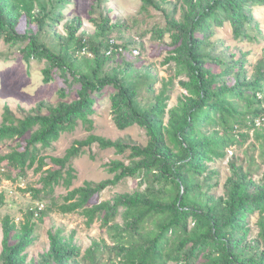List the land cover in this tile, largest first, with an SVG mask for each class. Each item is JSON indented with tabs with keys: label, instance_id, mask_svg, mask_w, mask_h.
Listing matches in <instances>:
<instances>
[{
	"label": "trees",
	"instance_id": "trees-1",
	"mask_svg": "<svg viewBox=\"0 0 264 264\" xmlns=\"http://www.w3.org/2000/svg\"><path fill=\"white\" fill-rule=\"evenodd\" d=\"M37 1L44 10L45 5L40 0H0V38L9 33L8 39H14L15 34L10 32L14 31L22 14L32 16ZM142 1L159 8L154 0ZM184 3L188 7L184 21L168 22L167 29L174 42L171 58H176L178 70L187 76V81L181 83L187 94L170 110L167 125L164 115L169 83L144 107L137 103L132 85H127L118 74H107L101 69L103 55H121L129 48L127 44H120L121 52L107 55L110 38L96 45L79 39L78 47H86L93 54L90 69L79 72L66 65L64 56L53 53L35 39L29 43L23 56L40 55L52 68L65 67L80 88L78 99L59 102L44 114L16 119L9 107H4L0 143L18 141L1 160H6L20 175L30 168L40 173L41 186H28L22 191L30 193L33 200L50 205L27 209L19 222L9 215L1 219L3 264H24V252L34 240L32 234L37 222H44L52 210L62 214L79 211L87 218V226L96 218L102 225L108 224L122 214L121 235L115 245L118 261L113 263L110 259L105 264H194L200 258L206 264H264V186L250 192L243 188L241 179H237L226 198L215 197L211 192L216 183L210 180L216 171L208 165L223 159L227 148L233 142H242L247 135L245 132L233 135L234 131L262 125L264 108L259 92L264 89V71L258 70L257 77L250 81H240L236 74L235 82L227 85L220 84L219 80L227 70L215 73L206 65L214 61L206 52L208 32L226 21L235 37H243L242 28L251 20V7L264 0H184ZM24 51L22 49V53ZM44 72L45 82L54 79V70L49 68ZM108 86L114 89L110 103L116 127H142L148 137L145 145L128 140L113 141L92 133L94 95ZM61 94L65 96L64 91ZM79 124L88 133L85 138L74 139L61 156L41 154L62 133L73 132ZM93 147L114 149L117 154L128 153L129 163L112 160L105 166L109 173H114L113 180L84 181L81 186L69 189L77 176L74 160L83 154L94 160ZM126 177L137 178L139 185L145 187L120 195L114 203L98 201L104 188ZM57 186L67 190L62 203L52 199ZM254 213L258 214L259 231L254 244L245 247L249 232L246 218ZM61 233V229H48L50 248L44 257L45 264H67L80 255V247L74 243V231L67 238ZM104 246V242L102 245L93 241L85 250L89 264L99 263L96 255L104 251Z\"/></svg>",
	"mask_w": 264,
	"mask_h": 264
},
{
	"label": "rangeland",
	"instance_id": "rangeland-1",
	"mask_svg": "<svg viewBox=\"0 0 264 264\" xmlns=\"http://www.w3.org/2000/svg\"><path fill=\"white\" fill-rule=\"evenodd\" d=\"M45 9L41 10L35 2L32 16L22 14L13 32L14 39L3 35L0 38V122L4 107L8 106L16 119L29 114L46 113L49 107L59 102H71L78 99L79 84L73 80L70 71L63 68H52L49 61L40 56H23L28 45L36 40L55 54L64 56L66 65L79 72H87L93 65V54L90 50L78 47L79 39L89 44L104 43L106 38L112 39L117 45L135 46L140 53L137 57L129 54V48L121 55L102 56L101 69L107 74H118L127 85H132L136 101L140 106L147 107L153 101L165 83L168 84L169 99L167 100L164 124L167 125L170 110L178 104V100L187 94L182 82L187 76L180 68L176 58H171V32L167 29L168 22L182 23L188 7L184 0H154L159 8L146 4L142 0H40ZM54 5V10H52ZM52 10V11H51ZM56 14L58 16H56ZM243 37L237 38L232 32L229 22L223 21L214 26L206 39V52L210 55L208 65L215 73L227 70L219 78L220 84L231 85L238 75L240 81H250L257 77L258 70L264 71V3L251 7V20L242 28ZM159 32L161 35L158 36ZM22 49H25L22 53ZM103 48L100 51L103 52ZM87 54V55H86ZM216 59V61H215ZM126 63L129 65L126 67ZM54 70V79L45 82V69ZM264 87V82H263ZM64 91L65 96L61 94ZM114 93L111 86L105 87L100 94L94 95V129L92 133L116 140H128L131 143L145 145L148 137L144 129L132 125L118 129L111 113L110 96ZM261 95V107L264 108V89ZM242 107L244 102L241 103ZM262 125L251 129L241 128L233 135L245 132L242 142H233L227 148L223 159L208 163L216 171L210 180L215 184L212 194L226 198L230 187L237 179H241L243 188L255 192L264 186V112ZM87 132L81 124L71 133H62L59 139L41 151L42 155L61 156L74 139H82ZM29 133L24 136L28 137ZM20 140V139H19ZM18 140H4L0 143V252L2 227L1 219L9 215L16 222L22 219L23 213L29 208H43L49 202H39L31 198L30 193L23 192L28 186L39 188L40 173L33 168L26 169L24 174L1 157L9 153ZM94 160L83 154L74 160L76 178L69 189L81 186L84 181L98 183L111 181L114 173L107 171L106 163L120 160L129 163L128 153L117 154L114 149L93 147ZM9 176V178H6ZM137 178L126 177L114 184H109L101 191L98 201L108 200L111 203L122 194L143 189ZM67 190L57 186L52 199L62 203V196ZM123 210L122 207L119 208ZM86 217L78 212L62 214L56 210L48 212L44 222H37L32 234L33 242L25 250L24 264H45L44 257L49 253L48 229H61L64 237L74 231V243L80 247V255L67 264H89L90 259L85 250L93 241L103 245L104 251L96 255L98 264H105L112 259L117 263L116 244L119 242L123 225L122 214L119 213L108 224L102 225L99 218L90 225ZM258 214H250L246 218L249 232L245 247L253 245L259 228ZM0 264H3L0 258ZM180 264V263H168ZM194 264H206L203 258Z\"/></svg>",
	"mask_w": 264,
	"mask_h": 264
},
{
	"label": "built area",
	"instance_id": "built-area-1",
	"mask_svg": "<svg viewBox=\"0 0 264 264\" xmlns=\"http://www.w3.org/2000/svg\"><path fill=\"white\" fill-rule=\"evenodd\" d=\"M116 44L117 43L114 42L112 39L109 40V46L106 49V54L107 55H110L113 52H121L122 51V47L120 45H116ZM82 50H83V53H85L86 52V47H83ZM139 53H140V51H139V49L137 47H132L129 50V54L132 57H137L139 55Z\"/></svg>",
	"mask_w": 264,
	"mask_h": 264
}]
</instances>
